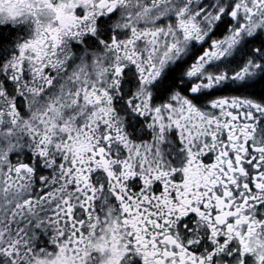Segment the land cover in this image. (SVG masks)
I'll return each instance as SVG.
<instances>
[{
    "label": "snow or ice",
    "instance_id": "6c2138e0",
    "mask_svg": "<svg viewBox=\"0 0 264 264\" xmlns=\"http://www.w3.org/2000/svg\"><path fill=\"white\" fill-rule=\"evenodd\" d=\"M0 264H264V0H0Z\"/></svg>",
    "mask_w": 264,
    "mask_h": 264
}]
</instances>
